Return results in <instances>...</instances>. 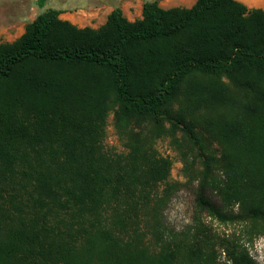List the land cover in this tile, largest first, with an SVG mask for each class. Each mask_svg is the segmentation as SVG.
<instances>
[{"label":"trees","instance_id":"obj_1","mask_svg":"<svg viewBox=\"0 0 264 264\" xmlns=\"http://www.w3.org/2000/svg\"><path fill=\"white\" fill-rule=\"evenodd\" d=\"M110 114L123 151L104 145ZM166 138L197 182L178 233ZM261 235L262 10L153 0L92 29L49 9L0 43V264H256Z\"/></svg>","mask_w":264,"mask_h":264},{"label":"rangeland","instance_id":"obj_2","mask_svg":"<svg viewBox=\"0 0 264 264\" xmlns=\"http://www.w3.org/2000/svg\"><path fill=\"white\" fill-rule=\"evenodd\" d=\"M153 0H0V43H11L24 32L25 25L32 22L42 12L52 9L64 16L78 17L83 28L97 29L102 26L108 14L118 8L128 21L141 19L144 2ZM162 9L190 8L196 0H157ZM104 145L113 151H123L114 126L113 115L107 118ZM216 147L215 143H212ZM157 151L171 161L169 180L178 184L177 191L171 196L170 202L162 212L163 225L178 233L190 226L196 197L197 182H191L182 174V163L177 152L170 146L169 139H161L156 144ZM214 200V199H213ZM215 201V200H214ZM207 226L213 233L229 235L236 227L221 226L217 222L204 217ZM244 242V241H243ZM252 243V244H251ZM245 243L249 254L256 264H264V235Z\"/></svg>","mask_w":264,"mask_h":264},{"label":"crops","instance_id":"obj_3","mask_svg":"<svg viewBox=\"0 0 264 264\" xmlns=\"http://www.w3.org/2000/svg\"><path fill=\"white\" fill-rule=\"evenodd\" d=\"M236 1L243 4L248 10L260 9L264 12V0H236ZM63 20L68 21L69 23L76 26L77 28H83L81 26L82 21L78 17L64 16Z\"/></svg>","mask_w":264,"mask_h":264}]
</instances>
